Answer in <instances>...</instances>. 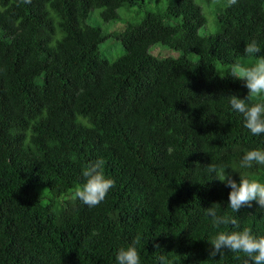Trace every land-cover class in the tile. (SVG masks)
I'll return each instance as SVG.
<instances>
[{
    "label": "trees",
    "instance_id": "trees-1",
    "mask_svg": "<svg viewBox=\"0 0 264 264\" xmlns=\"http://www.w3.org/2000/svg\"><path fill=\"white\" fill-rule=\"evenodd\" d=\"M0 264H264V0H0Z\"/></svg>",
    "mask_w": 264,
    "mask_h": 264
},
{
    "label": "rangeland",
    "instance_id": "rangeland-1",
    "mask_svg": "<svg viewBox=\"0 0 264 264\" xmlns=\"http://www.w3.org/2000/svg\"><path fill=\"white\" fill-rule=\"evenodd\" d=\"M166 8V4L162 1L158 5H152L148 9L149 12H158ZM131 11V12H130ZM144 13V12H143ZM143 13L137 16L132 10L120 9L118 11L119 19L114 22L104 23L100 17V10H92L89 12V17L86 23L90 26L99 28L104 36V41L99 45V55L101 59L113 61L123 55L124 48L116 38V35L120 34L127 24H138L143 19ZM206 24L199 30V35L210 36L218 33L220 28L215 21H211L208 18V11H205ZM168 24H173L174 21H167ZM159 52V54H158ZM150 53L157 59L175 58L179 53L169 49L166 46L155 44L150 47ZM189 59L195 61L197 57L190 55ZM240 75V73L237 71ZM247 76V74H246Z\"/></svg>",
    "mask_w": 264,
    "mask_h": 264
},
{
    "label": "clouds",
    "instance_id": "clouds-1",
    "mask_svg": "<svg viewBox=\"0 0 264 264\" xmlns=\"http://www.w3.org/2000/svg\"><path fill=\"white\" fill-rule=\"evenodd\" d=\"M92 11V10H91ZM89 17V16H88ZM88 19V18H87ZM102 19V18H101ZM210 20V19H209ZM103 21V20H102ZM212 21V20H211ZM104 22V21H103ZM141 23V22H140ZM140 23H138V24H140ZM205 24H206V21H205ZM204 24V25H205ZM88 25V24H87ZM135 25H137V24H135ZM88 26H90V25H88ZM127 26V25H126ZM125 26V27H126ZM90 27H93V26H90ZM124 27V28H125ZM93 28H95V29H99V28H96V27H93ZM100 30V29H99ZM101 31V30H100ZM199 34V33H198ZM201 36V35H200ZM121 42V41H120ZM122 44V43H121ZM100 45V44H99ZM123 46V45H122ZM151 46H153V45H151ZM150 46V47H151ZM150 47H148V49H147V53L150 55V56H152V54L150 53ZM124 48V47H123ZM170 49V48H169ZM171 50H174V49H171ZM175 52H177V53H179V55L177 56V57H175V58H171V59H178V58H181V57H183V56H185L184 55V53L182 52V51H177V50H174ZM124 54V53H123ZM158 54H159V52H158ZM98 55H99V46H98ZM100 56V55H99ZM122 56V55H121ZM120 56V57H121ZM189 56L190 55H188L187 57L189 58ZM154 57V56H153ZM119 58V57H118ZM117 58V59H118ZM117 59H115V60H113V61H108V60H104V59H102L103 61H107V63H114ZM157 59V58H156ZM166 59H169V58H166ZM160 60V59H159ZM162 60H165V59H162Z\"/></svg>",
    "mask_w": 264,
    "mask_h": 264
}]
</instances>
